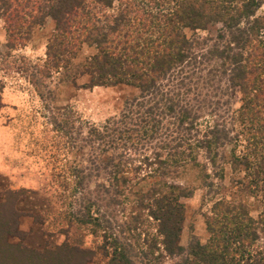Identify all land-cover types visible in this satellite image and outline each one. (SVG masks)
<instances>
[{"label": "trees", "instance_id": "16d2710c", "mask_svg": "<svg viewBox=\"0 0 264 264\" xmlns=\"http://www.w3.org/2000/svg\"><path fill=\"white\" fill-rule=\"evenodd\" d=\"M263 2L0 0L8 52L53 23L45 59L27 76L41 101L54 100L44 83L53 75L58 84L87 76L83 88L137 91L102 124L75 127L66 114L51 123L64 136L73 130L85 158L72 171L78 202L68 229L100 231L105 264H264ZM84 48L93 53L80 59ZM1 92L0 84V108ZM225 166L242 175L228 187L214 182L224 180ZM188 172L208 195H222L204 216L205 241L192 237L182 247L180 199L195 187L177 179ZM22 194L0 195V264L89 263L93 253L79 241L23 244ZM250 202L258 203L256 217Z\"/></svg>", "mask_w": 264, "mask_h": 264}, {"label": "rangeland", "instance_id": "374dc122", "mask_svg": "<svg viewBox=\"0 0 264 264\" xmlns=\"http://www.w3.org/2000/svg\"><path fill=\"white\" fill-rule=\"evenodd\" d=\"M263 11L264 2L257 14ZM52 30L53 23L47 20L42 28L34 31L25 46L8 52L0 22V195L5 196L8 191H23V196L17 201L21 212L18 230L25 235L23 244L27 247L52 248L66 240L79 241L82 248L93 253L87 264H105L108 258L100 249V231L93 232L90 226L68 229V212L74 211L78 202L77 196L73 197L72 193V171L85 158L76 149L81 143L74 144L72 141L75 136L73 130L67 128L69 134L64 136L51 123L52 120L60 121L66 114L65 117L70 116V123L78 120L82 125L102 124L115 116L124 99L136 96L137 91L128 86L83 88L88 83L87 76L77 77L74 85L58 84L53 75L44 83L52 91L54 100L41 101L27 76L33 65L44 61L46 41ZM92 53V49L84 48L80 59ZM232 98V109L235 110L240 105L238 91L232 94ZM60 107L67 108L73 115L68 110L57 111ZM74 124L78 127L76 122ZM241 176L232 174L225 166L224 180L214 182L228 187L231 180ZM195 178L194 172H188L177 179L179 184L195 187L191 197L180 199L184 205L179 242L182 247H186L192 237L200 242L205 241L204 216L211 202L222 195H208ZM257 204L250 202L253 217L258 213ZM33 215L38 219L34 220ZM11 242L17 243L19 240L13 239ZM169 263L166 261V264Z\"/></svg>", "mask_w": 264, "mask_h": 264}]
</instances>
